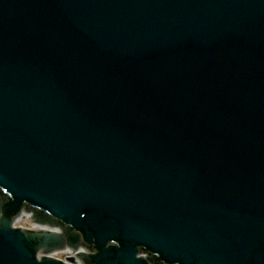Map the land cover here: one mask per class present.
Instances as JSON below:
<instances>
[{
	"label": "water",
	"instance_id": "95a60500",
	"mask_svg": "<svg viewBox=\"0 0 264 264\" xmlns=\"http://www.w3.org/2000/svg\"><path fill=\"white\" fill-rule=\"evenodd\" d=\"M66 245L264 264V0H0V264Z\"/></svg>",
	"mask_w": 264,
	"mask_h": 264
},
{
	"label": "bare ground",
	"instance_id": "6f19581e",
	"mask_svg": "<svg viewBox=\"0 0 264 264\" xmlns=\"http://www.w3.org/2000/svg\"><path fill=\"white\" fill-rule=\"evenodd\" d=\"M29 215V212H27V211H24L20 216H18L15 220H19L20 218H25V217H27ZM48 230H53V231H56V228H55V226H48Z\"/></svg>",
	"mask_w": 264,
	"mask_h": 264
},
{
	"label": "rangeland",
	"instance_id": "374dc122",
	"mask_svg": "<svg viewBox=\"0 0 264 264\" xmlns=\"http://www.w3.org/2000/svg\"><path fill=\"white\" fill-rule=\"evenodd\" d=\"M25 222V218L19 220V223H24ZM26 223V222H25Z\"/></svg>",
	"mask_w": 264,
	"mask_h": 264
}]
</instances>
